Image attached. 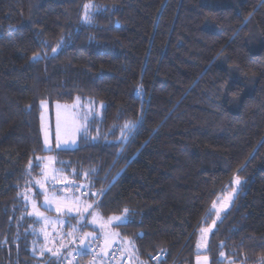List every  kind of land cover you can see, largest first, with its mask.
<instances>
[{
  "label": "trees",
  "instance_id": "1",
  "mask_svg": "<svg viewBox=\"0 0 264 264\" xmlns=\"http://www.w3.org/2000/svg\"><path fill=\"white\" fill-rule=\"evenodd\" d=\"M77 96L101 115L74 148L45 150L40 103ZM47 154L98 213L124 215L129 260L264 264V0H0V264H59L87 227L65 216L59 256L40 251L25 196L41 197Z\"/></svg>",
  "mask_w": 264,
  "mask_h": 264
},
{
  "label": "rangeland",
  "instance_id": "2",
  "mask_svg": "<svg viewBox=\"0 0 264 264\" xmlns=\"http://www.w3.org/2000/svg\"><path fill=\"white\" fill-rule=\"evenodd\" d=\"M57 105H59V109L57 108ZM102 106V102L95 101L93 98H81L79 96L75 97L71 103L54 102L49 105L45 101L41 102L40 126L43 138V148L45 150L74 148L77 144L78 135L86 130L87 122L91 118L101 115ZM58 110L61 114L62 129L60 137L61 146L59 148L56 146V121ZM42 125L44 130L48 132V146H45L44 143L45 137ZM54 162L55 159L50 154L41 157V175L34 181V184L37 189L41 191L42 195L38 200L33 199V197H31V193L29 194V192L25 196V200L29 207V214L31 213L30 215L40 222L39 234L41 239H43V242L39 245L40 251H43L42 253H54L53 251L55 249L56 253L58 248L61 250L62 245H54V243L60 242V244H63L61 231L65 223L64 217L72 215L77 218L78 225L83 224L87 227L84 229L79 227L78 230L74 228L75 230L73 234L72 232L69 233L70 237L68 238V243L64 245L65 249H72L71 251H74V254L78 255L80 253H84L85 251L88 252L92 243H98L101 247L100 256L104 255L106 253V251L103 250L105 243L119 240L114 229L116 222L113 221L111 225H108V218L122 215L112 214V216L104 217L102 214L97 212L93 206V202H91V200L87 197H81L79 194L69 193L67 190H62L61 187L71 184V181H69L67 177L56 169ZM54 176L55 178H53ZM235 179L236 178H234V180ZM41 185H43V187H41ZM236 187L237 185L233 186V189L230 190L224 189L223 192L217 196L218 198L211 206L213 219L216 220L232 203L237 189ZM46 198L49 201L48 204H45ZM37 201L38 203H36ZM214 203L215 209L213 208ZM57 205H60L61 207H72L73 211L69 213L66 211L65 207L64 211L57 212ZM88 205H92V208H88V211L85 212V208ZM77 207L79 208V213L76 211ZM36 209H38L40 213H43L44 217H47L48 223H45L43 219L36 215ZM46 211H50L54 214L51 215ZM211 226H202L197 230V242L199 245L198 249L200 251L204 248ZM106 235L108 236L107 239L105 238ZM57 238H59V240L55 242ZM81 245L84 248H81ZM48 249H51L52 251H48ZM39 257H41V255ZM61 257L62 255H60L59 259ZM205 257V255H200V260L198 261L196 258L194 264H207V259L205 260ZM74 259L77 260L76 258ZM74 259H71L68 264H74Z\"/></svg>",
  "mask_w": 264,
  "mask_h": 264
},
{
  "label": "built area",
  "instance_id": "3",
  "mask_svg": "<svg viewBox=\"0 0 264 264\" xmlns=\"http://www.w3.org/2000/svg\"><path fill=\"white\" fill-rule=\"evenodd\" d=\"M62 190H67L69 193L79 194L81 197L88 195L89 191L79 184H68L65 187H61ZM96 194V193H94ZM72 249H66L59 260V264H68L71 259L77 258V254H74ZM101 247L98 243H92L87 254L90 256V262L92 264H172V262H167V255L161 249H158L155 253L150 255L149 262H144L141 260L131 261L127 254L123 252V249L118 244H113L104 255L100 256ZM75 260V259H74Z\"/></svg>",
  "mask_w": 264,
  "mask_h": 264
},
{
  "label": "snow or ice",
  "instance_id": "4",
  "mask_svg": "<svg viewBox=\"0 0 264 264\" xmlns=\"http://www.w3.org/2000/svg\"><path fill=\"white\" fill-rule=\"evenodd\" d=\"M89 7H90V5H85V9H86V10H87ZM85 20L88 21V22L91 21V15L87 14V12H86V14H85ZM57 47H59V45H58ZM52 51L55 53V52L57 51V49H56V48H53ZM33 59L36 60V59H38V57L34 56ZM57 108L59 109V105H57ZM124 128H125L128 132H132V131L135 129V125L132 124L131 122H129V123L125 124ZM42 130H44L43 125H42ZM61 131H62V129H61V114H60V111L58 110V111H57V121H56V140H57V144H56V146H57L58 148L61 146V145H60ZM44 137H45V140H44L45 146H48V144H49V140H48V132H47L46 130H44ZM73 143H74V141H73ZM38 159H39V158H38ZM53 178H55V176H54ZM234 183H235L236 185H239V183H240L239 178H236V179L234 180ZM41 187H43V185H41ZM48 203H49V201H48L47 198H46V199H45V204H48ZM65 207H66V211H67V212L71 213V212L73 211V208H72V207H67V206H65ZM65 207H61L60 205H57V207H56V211H57V212L64 211V210H65ZM34 208H35V206H34ZM88 208H92V205H88V206L85 208V212L88 211ZM213 208L215 209V203L213 204ZM76 211L79 213V208H78V207L76 208ZM124 212L127 213V212H128V209H124ZM30 214H31V213H30ZM36 215H37L38 217H40L41 219H43L45 223H48V219H47V217H44V216H43V213H40V212L38 211V209H36ZM124 220H125V217H123V216H113V217L108 218L107 224H108V225H111V224L113 223V221H115V222L117 223V225H119V224H122V223L124 222ZM105 238L107 239L108 236L106 235ZM197 247H199V245H198ZM48 251H52V250H51V249H48ZM53 254L55 255V254H57V253H53ZM221 255H223V253H221ZM206 259H207V257H205V260H206ZM197 260H198V261L200 260V256H199V255L197 256Z\"/></svg>",
  "mask_w": 264,
  "mask_h": 264
},
{
  "label": "crops",
  "instance_id": "5",
  "mask_svg": "<svg viewBox=\"0 0 264 264\" xmlns=\"http://www.w3.org/2000/svg\"><path fill=\"white\" fill-rule=\"evenodd\" d=\"M118 239H119L118 241H113V242H110V243H105V247L106 248L103 246L104 247L103 250L104 251H107L113 244H118L119 246L122 247L124 254L126 253L128 257L133 258L132 257L133 256V249H132L133 247H132V245H130V242L127 239L120 238L119 235H118ZM81 248H84V247L82 246ZM61 251H62V249L60 250L58 248V251H56V253H57L56 255L59 256V254L61 253ZM131 261H136V260L133 259ZM75 262H76V260H75ZM87 264H91V263L88 262Z\"/></svg>",
  "mask_w": 264,
  "mask_h": 264
}]
</instances>
